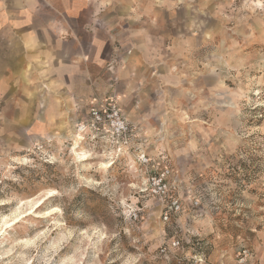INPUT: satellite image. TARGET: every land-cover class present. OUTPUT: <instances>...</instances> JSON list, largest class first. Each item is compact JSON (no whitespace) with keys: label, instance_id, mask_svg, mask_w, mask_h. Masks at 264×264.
Here are the masks:
<instances>
[{"label":"rangeland","instance_id":"rangeland-1","mask_svg":"<svg viewBox=\"0 0 264 264\" xmlns=\"http://www.w3.org/2000/svg\"><path fill=\"white\" fill-rule=\"evenodd\" d=\"M82 1L150 4L155 10L146 14L178 19L179 27L166 30L178 37L154 43L153 86H132L125 98L118 74L124 46L115 41L103 47L88 92L72 99L54 86H0V225L54 192L0 237V264H264L260 0H64ZM202 13L205 26L181 36L187 18ZM58 16L62 36L81 33L89 51L90 11L79 12L80 23ZM109 102L135 129L128 148L108 126H92L91 108ZM164 166L180 212L148 184Z\"/></svg>","mask_w":264,"mask_h":264},{"label":"crops","instance_id":"crops-1","mask_svg":"<svg viewBox=\"0 0 264 264\" xmlns=\"http://www.w3.org/2000/svg\"><path fill=\"white\" fill-rule=\"evenodd\" d=\"M133 7H141L140 13H136L138 17L132 13ZM82 8L90 11L84 23L88 27L85 30L89 51H83L81 33L71 38L62 36L64 20L58 16H72L71 20L80 23L76 17ZM151 10L155 8L150 4L137 1L111 4L82 1L69 5L64 0L45 3L0 0V86H54L63 99H72L73 94L88 92L92 69L104 60L103 47L114 41L124 46L118 66L121 86H126L124 98L129 96L132 86H153L148 82L149 78L154 80L156 70L154 52L158 47L154 43L163 36L174 37L166 30L179 27V21L154 17V11L150 14L152 18L147 17ZM200 15L184 21L186 24L180 27L186 30L184 34L180 31L181 36L194 37L187 31H199L205 26L208 18L204 13ZM164 67L168 72L169 64ZM103 85L108 86L107 81Z\"/></svg>","mask_w":264,"mask_h":264},{"label":"built area","instance_id":"built-area-1","mask_svg":"<svg viewBox=\"0 0 264 264\" xmlns=\"http://www.w3.org/2000/svg\"><path fill=\"white\" fill-rule=\"evenodd\" d=\"M91 116L93 119L92 126L97 128L100 125L108 126L111 135L118 141L122 148H128L131 139L134 137L135 129L131 126L127 120L123 117L120 110L112 103L101 104L98 107L91 108ZM137 160L144 165H147L150 161L145 153H139ZM154 165H152V168ZM170 169L164 166L159 172H153L149 176L148 184L152 186L158 194L161 201L166 202V208H169L173 212H180L181 203L178 198L170 195ZM163 210L162 216L165 221L168 220L167 209ZM172 246L179 248L180 241L173 240ZM167 247L163 246L161 252L166 253ZM240 263L247 261L249 256L248 250L242 248L240 253Z\"/></svg>","mask_w":264,"mask_h":264},{"label":"bare ground","instance_id":"bare-ground-1","mask_svg":"<svg viewBox=\"0 0 264 264\" xmlns=\"http://www.w3.org/2000/svg\"><path fill=\"white\" fill-rule=\"evenodd\" d=\"M77 127V126H76ZM77 129V128H76ZM73 137V136H72ZM75 138V137H74ZM76 145V144H75ZM72 149V148H71ZM78 156H79V159L80 160H86V159H88V155L86 154V153H84V154H82V155H80L78 152L76 153ZM101 165V164H100ZM110 165V164H109ZM103 167H106V166H104V165H102ZM54 195V192L53 191H50V192H48L47 193V195L46 196H44L43 198H41V199H39V200H37L36 202H34L33 204V207L31 208V210L27 213V214H25V215H30V213L35 209V208H37V207H39V206H41L42 205V203H44V201L45 200H47L48 198H50V197H52ZM32 200V199H31ZM30 201V200H29ZM27 202V201H26ZM58 210V208H51V209H49L48 211H47V213H46V215H49V214H51V213H53V212H55V211H57ZM33 212H36V211H33ZM32 214V213H31ZM25 215H21V216H14V218H12V219H9L8 218V220L6 219V218H2V224L0 225V237H2V235L6 232V230L9 228V227H11L12 225H14V224H16V223H18L19 221H20V219L22 218V217H24ZM13 217V216H12ZM1 219V218H0Z\"/></svg>","mask_w":264,"mask_h":264},{"label":"snow or ice","instance_id":"snow-or-ice-1","mask_svg":"<svg viewBox=\"0 0 264 264\" xmlns=\"http://www.w3.org/2000/svg\"><path fill=\"white\" fill-rule=\"evenodd\" d=\"M260 6L264 7V0H260Z\"/></svg>","mask_w":264,"mask_h":264}]
</instances>
